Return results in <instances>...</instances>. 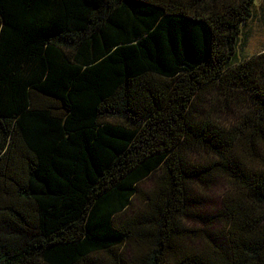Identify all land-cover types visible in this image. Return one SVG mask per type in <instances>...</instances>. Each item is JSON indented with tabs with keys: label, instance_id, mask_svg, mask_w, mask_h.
Returning <instances> with one entry per match:
<instances>
[{
	"label": "trees",
	"instance_id": "1",
	"mask_svg": "<svg viewBox=\"0 0 264 264\" xmlns=\"http://www.w3.org/2000/svg\"><path fill=\"white\" fill-rule=\"evenodd\" d=\"M253 2L0 0V264H264Z\"/></svg>",
	"mask_w": 264,
	"mask_h": 264
},
{
	"label": "rangeland",
	"instance_id": "2",
	"mask_svg": "<svg viewBox=\"0 0 264 264\" xmlns=\"http://www.w3.org/2000/svg\"><path fill=\"white\" fill-rule=\"evenodd\" d=\"M243 26V25H242ZM240 34L238 51L236 59H242L258 54L264 50V0H254L252 8V17L249 19ZM231 112V111H230ZM226 116V117H225ZM220 115L225 120H233L232 114ZM194 159L202 161L208 155L204 153H192ZM153 185V178L149 177L139 184V188L148 190ZM226 188L222 179L214 178L211 184L207 186L197 185L193 188L192 193L201 200L200 212L211 213L220 207L221 195ZM135 203V202H134ZM189 226L199 227L200 224L194 220H189Z\"/></svg>",
	"mask_w": 264,
	"mask_h": 264
}]
</instances>
